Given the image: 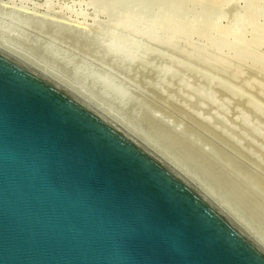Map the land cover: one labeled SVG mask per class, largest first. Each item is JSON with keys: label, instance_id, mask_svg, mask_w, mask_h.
Wrapping results in <instances>:
<instances>
[{"label": "water", "instance_id": "1", "mask_svg": "<svg viewBox=\"0 0 264 264\" xmlns=\"http://www.w3.org/2000/svg\"><path fill=\"white\" fill-rule=\"evenodd\" d=\"M0 264H264L221 208L0 50Z\"/></svg>", "mask_w": 264, "mask_h": 264}, {"label": "rangeland", "instance_id": "2", "mask_svg": "<svg viewBox=\"0 0 264 264\" xmlns=\"http://www.w3.org/2000/svg\"><path fill=\"white\" fill-rule=\"evenodd\" d=\"M205 1L156 20L102 0H0V36L133 119L264 237V0Z\"/></svg>", "mask_w": 264, "mask_h": 264}, {"label": "bare ground", "instance_id": "3", "mask_svg": "<svg viewBox=\"0 0 264 264\" xmlns=\"http://www.w3.org/2000/svg\"><path fill=\"white\" fill-rule=\"evenodd\" d=\"M102 2L105 5H108V7L112 6V7L124 8V9H127L128 11H137L144 17L153 16V18H155L156 20L157 19L173 20L176 18V16H178L179 19H184L190 13H193L197 10L207 8L208 6L211 5V3H207L205 0H102ZM259 9L261 11H264V5L259 7ZM10 15L12 16L8 18L12 19V22L14 21L13 23L17 22L18 24H23V25H27L31 23L28 19H25V18L21 19L19 17H16L18 14L16 16H13L15 14H10ZM40 22L36 26L38 29L42 27V26H39V24H42ZM56 27L58 29L57 25ZM58 30L62 31L61 29H58ZM76 35H78V33L75 34V36ZM80 36H79V39L83 38V35L80 34ZM91 37L93 36L87 37V35H85V39H84L85 43L91 47L96 48V46L98 45V35L94 36V38H91ZM0 50L10 54L11 56L17 58L21 62L27 64L28 66L32 67L38 72L44 74L46 77L55 81L56 83L61 85L64 89L68 90L70 93L74 94L76 97L86 102L89 106L96 109L106 118H108L110 121L118 125L125 132H127L130 136L140 141V143H142L146 148H148L156 156H158L164 162L170 165L174 170H176L186 180H188L190 183L196 186L200 190V192H202L213 203H215L219 208H221L242 230L246 232V234H248L252 239H254L264 249V237L259 233V231L254 229V227L245 218H243L244 216L242 217V215H240L239 213L235 211L234 207H232L231 205L225 203L223 200L218 198L210 188L205 186L202 182H200L199 179H197L194 175L189 173V171L183 168V166L179 164L180 162H177L176 160L171 158V156L168 154L169 152L163 150L156 142L155 144L154 141L151 139L152 138L151 136H149V138L148 136L147 137L144 136L140 132V127L138 126V124H136V122L133 119H129V120L126 119L124 115L120 112V110L112 108L108 102L102 100L100 97L87 91L83 85L70 81L68 78L61 75L56 67H53L52 65H48L46 61L44 60L42 61L36 60L30 53L19 49L18 47L9 43L7 39L1 36H0ZM103 53L108 54L109 51L104 50ZM133 59H134L133 63L135 64L137 61L135 60V57H133ZM163 88L165 90V88L167 87L165 86ZM164 90L160 88V91L158 94L164 96L163 95ZM230 143L234 145L233 142H230Z\"/></svg>", "mask_w": 264, "mask_h": 264}]
</instances>
